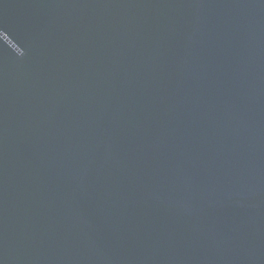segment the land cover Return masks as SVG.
I'll list each match as a JSON object with an SVG mask.
<instances>
[{"label": "water", "instance_id": "obj_1", "mask_svg": "<svg viewBox=\"0 0 264 264\" xmlns=\"http://www.w3.org/2000/svg\"><path fill=\"white\" fill-rule=\"evenodd\" d=\"M0 264H264V0H0Z\"/></svg>", "mask_w": 264, "mask_h": 264}]
</instances>
